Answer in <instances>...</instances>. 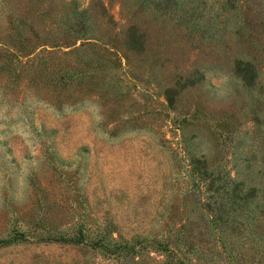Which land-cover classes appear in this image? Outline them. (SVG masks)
<instances>
[{
	"label": "rangeland",
	"instance_id": "374dc122",
	"mask_svg": "<svg viewBox=\"0 0 264 264\" xmlns=\"http://www.w3.org/2000/svg\"><path fill=\"white\" fill-rule=\"evenodd\" d=\"M65 1L82 9L96 0L55 2ZM102 1L118 30L139 3ZM197 1L206 26L199 41L183 26L152 28L147 53L130 67L104 53L102 71L70 96L26 79L12 83L0 58V264H171L174 256L185 264H264V206L240 208L216 230L188 166L189 156L205 155L234 179L247 181L249 171L264 181V0H236L237 13L225 16L216 0ZM27 5L0 0V41L22 29L11 16L28 14ZM31 8L27 16H39L37 4ZM256 33L260 44L248 40ZM69 51L51 56L75 60ZM251 54L258 75L247 87L233 73L234 58ZM178 74L193 83L176 82ZM80 234L81 242L50 239Z\"/></svg>",
	"mask_w": 264,
	"mask_h": 264
},
{
	"label": "trees",
	"instance_id": "16d2710c",
	"mask_svg": "<svg viewBox=\"0 0 264 264\" xmlns=\"http://www.w3.org/2000/svg\"><path fill=\"white\" fill-rule=\"evenodd\" d=\"M22 1L28 3L26 6L28 14L23 16V14H14L10 10L13 12V16L11 14L10 16L18 18L22 29L12 28L5 34L2 38L4 40L0 41V58L9 61L8 73L12 77V83L26 79L33 85H42L58 95L66 92L64 95L70 96L74 87H82L85 84V76L95 78L106 62H109L104 53L114 56L117 64L124 63L130 67L134 58L149 51L152 28L167 25L183 26L188 38L197 41L205 35L206 26L203 29L201 23L202 1L197 0H139L137 9L134 10V18L128 21L126 27L119 30L114 28L115 21L102 0H96L82 9L74 8L73 3L66 1L61 2V7L55 2L56 0ZM216 1L219 3L220 15L224 16L237 13L240 6L239 1L236 0ZM36 4L39 16L33 12L32 17L29 18L27 16L29 10ZM37 17L47 22L38 23ZM98 17L101 23L96 26L94 20ZM259 25L264 27V21L262 20ZM237 32L240 33V30ZM253 39L258 40V44L262 42L258 33L255 36L249 35L248 40L251 43ZM83 43H87V47L84 48ZM65 48L71 50L68 54H74L75 60H61L51 56L54 49ZM98 48H101L103 53L98 52ZM250 50L252 51V47ZM263 57L264 55H261V58ZM256 59L257 55L253 54L250 58L243 55L234 58L233 73L242 79L247 87L255 83L258 75L257 65L254 62L257 61ZM150 60L152 62L149 66L156 65L155 54ZM178 75L176 82L183 78L188 84L194 81L190 75ZM173 90L171 87L166 88V97L170 104H173ZM188 166L191 175L203 187L205 201L201 203L202 210L216 230H221L225 224L234 220L238 209L264 206L261 202L263 193L259 195L260 191H264V181L252 178L249 171L246 174L247 181L234 179L228 170L209 162L205 155L189 156ZM246 167L249 169L250 165ZM258 173L264 176L263 169H259ZM181 228L179 232H183L184 227ZM82 238L83 234L71 237L59 235L50 239L60 242H81ZM180 239L182 245H186V242ZM221 245L223 250L231 255L228 254L226 257L228 263H235L234 255L228 249L229 244L222 242ZM97 246L104 251L116 250V246L105 242ZM171 264L185 263L174 256Z\"/></svg>",
	"mask_w": 264,
	"mask_h": 264
}]
</instances>
